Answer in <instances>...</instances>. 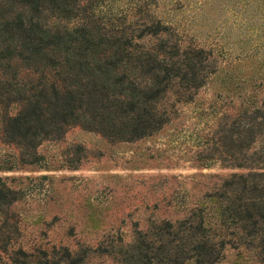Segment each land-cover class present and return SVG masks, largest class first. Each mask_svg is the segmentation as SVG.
I'll return each instance as SVG.
<instances>
[{
  "label": "trees",
  "instance_id": "obj_1",
  "mask_svg": "<svg viewBox=\"0 0 264 264\" xmlns=\"http://www.w3.org/2000/svg\"><path fill=\"white\" fill-rule=\"evenodd\" d=\"M118 1L127 0H0L3 140L32 149L72 125L111 140L146 137L170 120V108L193 101L216 75L232 92V112L215 115L209 157L230 170L211 174V189L185 217L138 230L127 264L153 258L215 264L227 246L237 244L258 249L264 264V97L256 99L264 81L251 77V89H244L214 65L211 49L173 39L175 28L147 13L144 4L103 11ZM12 103L19 106L14 114ZM12 194L1 184L0 205ZM81 251L73 255L63 247L60 260L81 264L87 249Z\"/></svg>",
  "mask_w": 264,
  "mask_h": 264
},
{
  "label": "rangeland",
  "instance_id": "obj_2",
  "mask_svg": "<svg viewBox=\"0 0 264 264\" xmlns=\"http://www.w3.org/2000/svg\"><path fill=\"white\" fill-rule=\"evenodd\" d=\"M135 1L174 27L173 39L211 49L214 65L244 89H251L246 86L251 77L264 81V2L127 0L103 11ZM215 76L193 101L170 108L171 118L161 129L130 141L72 125L59 138L26 149L3 140L0 122V185L13 191L10 202L0 205V264H66L60 260L63 247L73 255L87 249L81 264L131 263L138 230L185 217L211 189V174L230 170L209 157L215 115L232 112V92ZM256 89L259 101L264 84ZM233 103L237 107L240 98ZM18 108L10 104L9 113ZM149 264L162 263L153 258ZM215 264H261V255L253 246L237 244L227 246Z\"/></svg>",
  "mask_w": 264,
  "mask_h": 264
}]
</instances>
